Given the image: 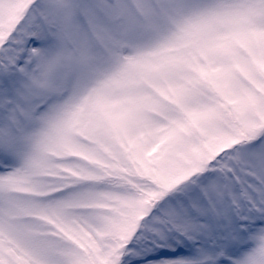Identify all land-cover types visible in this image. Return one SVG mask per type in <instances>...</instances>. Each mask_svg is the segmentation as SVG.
Returning <instances> with one entry per match:
<instances>
[{
	"label": "snow or ice",
	"instance_id": "snow-or-ice-1",
	"mask_svg": "<svg viewBox=\"0 0 264 264\" xmlns=\"http://www.w3.org/2000/svg\"><path fill=\"white\" fill-rule=\"evenodd\" d=\"M0 264H264V0H0Z\"/></svg>",
	"mask_w": 264,
	"mask_h": 264
}]
</instances>
